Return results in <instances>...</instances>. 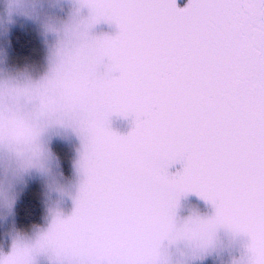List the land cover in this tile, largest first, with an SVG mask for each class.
<instances>
[{"label": "clouds", "instance_id": "9594fccd", "mask_svg": "<svg viewBox=\"0 0 264 264\" xmlns=\"http://www.w3.org/2000/svg\"><path fill=\"white\" fill-rule=\"evenodd\" d=\"M209 261L264 264V0H0V264Z\"/></svg>", "mask_w": 264, "mask_h": 264}, {"label": "trees", "instance_id": "16d2710c", "mask_svg": "<svg viewBox=\"0 0 264 264\" xmlns=\"http://www.w3.org/2000/svg\"><path fill=\"white\" fill-rule=\"evenodd\" d=\"M185 0H180L183 4ZM11 61L17 65H22L25 58L36 60L40 56L38 42L34 34L28 31L15 30L11 37ZM35 49V51H33ZM62 155V154H61ZM63 160V159H62ZM66 162V161H65ZM67 172V170H65ZM17 225L26 228L29 224L40 222V207L38 203V194L35 190L30 189L24 194L16 209Z\"/></svg>", "mask_w": 264, "mask_h": 264}, {"label": "rangeland", "instance_id": "374dc122", "mask_svg": "<svg viewBox=\"0 0 264 264\" xmlns=\"http://www.w3.org/2000/svg\"><path fill=\"white\" fill-rule=\"evenodd\" d=\"M16 30H19V29H16ZM15 31V30H14ZM13 31V32H14ZM21 31V30H19ZM34 34V33H33ZM39 59V57H38ZM54 147V150L61 156V158L66 161V155H67V147L61 143H55L53 145ZM62 154V155H61ZM65 170H67V163L65 162ZM32 189L35 190L37 192V194L39 193V188H38V185L36 184H33L32 186ZM208 264H211V262L209 261Z\"/></svg>", "mask_w": 264, "mask_h": 264}]
</instances>
